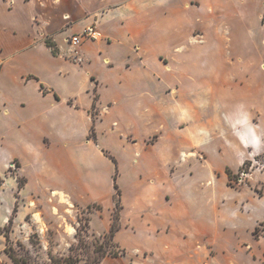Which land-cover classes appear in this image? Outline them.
I'll return each mask as SVG.
<instances>
[{"label": "crops", "instance_id": "obj_1", "mask_svg": "<svg viewBox=\"0 0 264 264\" xmlns=\"http://www.w3.org/2000/svg\"><path fill=\"white\" fill-rule=\"evenodd\" d=\"M263 14L264 0H0V202L6 207L0 229L16 207L15 192L23 201L30 186L46 180L57 189L77 183L101 205L106 186L113 206L116 172L122 207L114 238L127 254L104 256L99 264H126L125 229L148 239L135 247L137 258L181 254L165 242L172 207L192 236L213 232L212 212L192 211V195L176 184L195 151L180 144L189 140L205 156L203 145L223 134L195 139L188 131L211 127L213 117L204 114L220 112L232 137L225 146L241 157L239 164L251 155L249 144L255 154L264 151L252 130V112L264 115V52L252 42L246 18L255 17L257 29ZM90 24L102 37L71 47L66 39ZM174 136L179 144L169 148ZM11 161L24 176L21 186L7 169ZM127 192L138 208L149 203V211L124 218ZM5 246L0 232V264H14Z\"/></svg>", "mask_w": 264, "mask_h": 264}, {"label": "rangeland", "instance_id": "obj_2", "mask_svg": "<svg viewBox=\"0 0 264 264\" xmlns=\"http://www.w3.org/2000/svg\"><path fill=\"white\" fill-rule=\"evenodd\" d=\"M263 17L264 14L262 24ZM246 18L250 24L249 34L252 42H256L254 46L260 53L264 52V27L256 29V25H253L255 17ZM254 52L252 47L250 57L255 55ZM204 116L213 117L214 123L211 127L194 126L185 134L189 138L191 132L195 139L200 136L210 140L216 136L220 137V134L217 135L219 132L223 134L220 139L224 143L218 140L208 146L204 144L201 151L205 156L202 153L200 155L199 148L197 149L188 139L185 144H180L184 151L192 148L195 151H190V157H185L186 162L180 168V178L175 176L171 183L173 185L178 179L176 184L182 193L187 194V197L189 193L192 195L193 204L189 202L192 211L196 213V207H200L202 211L208 210V214L212 212L209 222L211 221L210 225L214 231L200 232L197 237L192 236L189 224L182 227L177 224L179 209L177 207L175 212V208L172 207L169 214L172 224L165 242L171 246L176 244L181 248V254L164 255L161 252L150 259L146 257L144 259L142 255L145 256L146 253H143L137 258L135 254L138 252H134L135 247L145 244L148 239L144 233L133 237L125 229L121 233V240L127 245V251L129 250L128 256L124 258L126 264H264V232L261 231L263 228L261 223L264 222V151L255 154L254 145L249 144V152L252 153L239 164L241 157L234 149L225 146L226 142L232 141V137L227 134L228 121L223 113L212 112ZM252 130L257 135V147L260 146L258 144L260 141L264 147V115H259L255 111L252 112ZM156 135L157 133L151 140ZM168 137L169 134L165 137L167 141ZM174 138L176 143L171 139L172 141L168 143L169 148H175L174 146L179 144L177 136ZM112 145L117 147L116 142H112ZM11 162L14 166H8L7 169L24 182V176L15 171V161ZM190 163L193 169H189ZM225 163L234 164L235 167L230 168L228 165L229 167L224 168L222 165ZM121 166L122 169H128L129 164L122 161ZM50 174L48 178L52 177ZM127 179L128 176L123 174L122 182H126ZM35 186L38 189L30 186L23 196V201L19 197L20 194L15 192L16 209L10 215L13 220L9 232V245L20 264H53V259L64 257L74 259L75 262L72 264H90L103 254L108 256L114 251L123 250L120 255L127 254L126 249L124 250L114 237L108 236L110 224L107 221L112 203L106 186L103 188L102 205L100 202L90 200L77 183L67 189L54 188L49 180H46L44 185L37 183ZM3 189L5 193L8 191L5 187ZM132 194L127 192L124 218L135 217L140 210L149 211V203L146 201L141 208L134 205L135 197ZM3 201L0 202V214L5 213ZM113 207L114 204L112 211ZM15 216H19L17 223L14 222ZM255 227H258L257 236L253 233ZM158 246L162 251L163 246L161 244ZM4 254L11 260L6 252Z\"/></svg>", "mask_w": 264, "mask_h": 264}, {"label": "trees", "instance_id": "obj_3", "mask_svg": "<svg viewBox=\"0 0 264 264\" xmlns=\"http://www.w3.org/2000/svg\"><path fill=\"white\" fill-rule=\"evenodd\" d=\"M264 19V17H263ZM46 42L47 44L52 48V51L55 52L56 51V48L54 47L53 43L49 40V39H46ZM1 65V64H0ZM96 98V96H95ZM92 133H93V130H92ZM107 154V153H106ZM108 155V154H107ZM114 162H115V159L108 155ZM246 164V163H244ZM228 174L230 176V172L228 171ZM116 175L117 173L115 172V174L113 175V179H114V195H113V204H114V207H113V211H112V218H111V223H110V227H109V232H108V236L109 237H114V234L115 232L119 229L120 227V210H121V198H120V189L118 188V184L116 182ZM22 180H18V184L19 186L22 185ZM16 207H14L13 211H15ZM12 220L13 218L10 216L8 218V221L7 223L4 225L3 228L0 229V232H2L5 237H6V246L4 248V251L8 254V256L11 258V260L13 261L14 264H20L11 245H9V232H10V227H11V224H12ZM263 225V228L261 229L262 232H264V222L261 223ZM256 236L259 235L258 234V227H255V230L253 232ZM123 253V250L120 251V252H117V251H114L112 252L111 256H118L120 254ZM105 254H103L102 256H100L99 258L95 259L93 262H91L90 264H95L97 262H99L102 257H104ZM74 259L70 258V257H64V258H55L53 259V264H72L74 263Z\"/></svg>", "mask_w": 264, "mask_h": 264}, {"label": "built area", "instance_id": "obj_4", "mask_svg": "<svg viewBox=\"0 0 264 264\" xmlns=\"http://www.w3.org/2000/svg\"><path fill=\"white\" fill-rule=\"evenodd\" d=\"M102 37V33L93 25H86L78 33L70 35L66 40L71 47L77 46L83 39H99ZM8 166H14L13 162H10Z\"/></svg>", "mask_w": 264, "mask_h": 264}]
</instances>
